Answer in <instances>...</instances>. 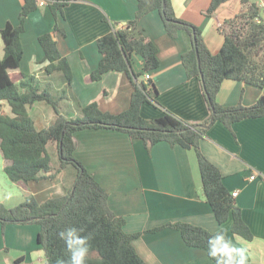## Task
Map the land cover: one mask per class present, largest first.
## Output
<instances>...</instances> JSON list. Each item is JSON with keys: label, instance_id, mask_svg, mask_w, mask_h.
Listing matches in <instances>:
<instances>
[{"label": "crops", "instance_id": "1", "mask_svg": "<svg viewBox=\"0 0 264 264\" xmlns=\"http://www.w3.org/2000/svg\"><path fill=\"white\" fill-rule=\"evenodd\" d=\"M39 1L37 8L24 21V30L20 35L22 59L19 67L10 71L14 81L18 83L26 74L34 78L33 84L39 89L51 91L54 85L56 90L66 86L62 71H45L48 60L38 38L50 33L60 54L69 63L71 81L67 85L74 90L71 91L75 103L72 112H60L74 117L79 108L91 102L111 113L125 110L129 106L133 87L124 72L109 70L97 81H91L89 75L101 57L96 40L112 29L124 27L127 21L133 19L138 0H69L57 17L52 14L47 0L42 5ZM210 1L170 0V3L176 17L201 29L205 46L215 52L223 42L219 25L232 19L245 7L235 0H227L207 17L204 14L197 17L198 12L205 13ZM192 3L193 12L190 15L193 17L183 18L181 11ZM257 3L262 6L261 1ZM22 4L23 0H0V29L6 23L19 24ZM134 32L156 44L160 61L157 69L148 72L149 79H146L147 73L139 78L145 83L151 82V94L158 103L157 106L143 104L141 115L156 118L166 109L190 123L207 119L210 110L202 84L197 78L186 76L180 60L181 54L191 47L189 35L179 31L175 38H171L164 30L159 14L154 11L139 20ZM3 54L4 44L0 35V57ZM131 67L135 73L143 71V60L138 54H132ZM64 92V89L58 95L51 92L60 109V102L67 96ZM262 94L264 87L226 80L216 100L225 106L239 102L250 105ZM1 104L10 113L8 104L5 101ZM48 105L42 101L33 104L29 108L30 115L35 106L41 107L42 111L52 108L55 114L53 107ZM73 139L76 159L106 190L109 207L125 219L124 231L142 232L133 240V245L146 264H215L204 250L187 246L175 229L147 231L168 222L199 225L210 232L221 227L202 194L193 149L166 141L147 148L141 139L105 128L78 130ZM200 149L220 169L225 186L232 193L237 192L235 203L254 235L251 240H246L232 233V219L229 218L223 225L229 240L235 247L246 250L248 262L264 263V117L243 119L235 122L231 129L217 121L201 139ZM4 165L3 159L2 169ZM251 175L255 178L251 179ZM75 178L76 170L72 167L63 169L53 178L27 183L2 179L0 202L13 207L28 196L42 202L64 195ZM2 185L7 188H2ZM39 230L40 226L36 223H8L4 226L0 223V264H45L44 250L37 239Z\"/></svg>", "mask_w": 264, "mask_h": 264}, {"label": "trees", "instance_id": "2", "mask_svg": "<svg viewBox=\"0 0 264 264\" xmlns=\"http://www.w3.org/2000/svg\"><path fill=\"white\" fill-rule=\"evenodd\" d=\"M37 1L23 0L19 24L14 26L6 23L0 29L4 44V54L0 57V151L5 160L3 170L9 181L27 183L53 178L68 165H72L76 170V178L64 195L42 202L33 196H28L13 207L0 202V223L3 226L8 223L38 224L40 230L37 239L44 250L45 264H57L58 258L68 259L69 253L59 233L71 227L82 229L79 234L88 238L86 264H146L133 245V240L142 232L124 231L125 219L109 207L108 193L74 155L76 143L73 136L76 131L105 128L141 139L147 148L166 141L195 152L202 194L221 227L210 232L199 225L168 222L147 231L175 229L187 246L200 248L208 255L211 248L209 240L212 237L223 232L226 233V239H229L223 225L231 218L230 231L251 240L254 235L244 221L232 192L225 186L224 176L202 152L200 141L217 121L231 129L235 122L243 119L264 117V94L250 105L239 102L225 106L216 100L226 80L264 87V14L261 6L257 2L241 0L245 9L219 25L223 42L219 50L211 52L204 44L201 29L176 17L170 0H164V7L163 0H138L133 19L127 21L124 27L112 29L96 40L101 57L89 75L91 81H97L109 70L124 72L133 87L129 106L121 112L111 113L91 102L79 108L78 114L73 117L60 112L58 100L52 98L49 89L35 86L32 76L24 74L16 83L10 73L20 65L23 55L20 35L24 30L25 18L37 8ZM47 1L56 17L62 14L63 7L69 2ZM226 1L211 0L208 14ZM152 11L159 14L164 30L171 38H175L179 31L186 32L190 37L191 47L181 54L180 60L186 76L195 77L202 84L203 95L210 110V116L203 122L190 123L166 109L156 118H144L140 113L143 104H158L151 94V82L139 80L142 74L160 66L158 49L153 41L134 32L139 20ZM38 41L48 60L45 71H62L69 83V63L60 54L52 35H40ZM133 53L143 60L142 72L135 73L132 70ZM1 101L8 104L10 113L2 108ZM40 101L52 106L56 114L47 126L36 123L29 112V108ZM50 143L55 144L57 152L58 162L55 165L48 149ZM210 258L216 264V260Z\"/></svg>", "mask_w": 264, "mask_h": 264}, {"label": "clouds", "instance_id": "3", "mask_svg": "<svg viewBox=\"0 0 264 264\" xmlns=\"http://www.w3.org/2000/svg\"><path fill=\"white\" fill-rule=\"evenodd\" d=\"M82 229L71 227L61 231L59 236L65 242L68 259H57V264H86L89 251L88 238L79 233ZM211 246L208 255L216 260V264H248L246 250L237 248L231 240L226 239V233L212 237L209 240Z\"/></svg>", "mask_w": 264, "mask_h": 264}, {"label": "rangeland", "instance_id": "4", "mask_svg": "<svg viewBox=\"0 0 264 264\" xmlns=\"http://www.w3.org/2000/svg\"><path fill=\"white\" fill-rule=\"evenodd\" d=\"M235 1H237L239 4L241 3V0H235ZM259 1H261V8H262V11H263V14H264V1L263 0H249V2H259ZM228 4H229V2H228ZM244 7H245V5H244ZM206 10H205V13H202V11L201 12H198L197 14H196V16L197 17H201V15L203 16V14L207 17L208 15H210V14H208V12H207V8H205ZM193 12V3L190 5V6H185L184 7V9L181 11V14H182V17L183 18H185V19H188V18H190V17H193L192 15H190L191 13ZM178 14V16L180 15L179 13H177ZM175 16H176V13H175ZM205 19V18H204ZM224 23V22H223ZM197 26V25H196ZM202 26H203V22H202ZM204 28V27H203ZM205 29H207V28H205ZM202 38L204 39L205 37L204 36H202ZM63 79H64V82H65V87H63V88H60V89H58V90H56V89H54L55 88V85H54V87H53V89L51 90V92L54 94V95H58V94H60V93H62L63 92V89L65 90V93L67 94V100H66V97L60 102V107H61V111L63 112V113H70V112H72V110H73V105L75 104L74 103V100H73V97H72V94H71V91H74L73 90V88L71 87V89H70V87L67 85V82H66V78L63 76ZM51 83H52V85L54 84V82L53 81H51ZM57 88V87H56ZM70 101H73V103L71 104L70 103ZM39 104H42V105H44V103H39ZM7 105V104H6ZM49 106V105H48ZM42 108L41 107H38V106H35V107H33V109L31 110V115L40 123V124H42V125H40V126H44V125H47L51 120H53V118L55 117V114L53 113V110H52V108H49V107H47V108H45L44 110L45 111H42L41 110ZM48 149H49V151H50V153H51V159H52V163L55 165V164H57V162H58V158H57V152H56V149H55V144L54 143H50V144H48ZM2 160H3V158H2V156H1V153H0V183L2 182V179H4V181H8L9 182V180L7 179V177H6V175H5V173H4V171H3V169L1 168V166H2ZM72 165H68L67 167H66V169H72ZM255 178V177H254ZM2 188H7V186L6 185H2Z\"/></svg>", "mask_w": 264, "mask_h": 264}, {"label": "built area", "instance_id": "5", "mask_svg": "<svg viewBox=\"0 0 264 264\" xmlns=\"http://www.w3.org/2000/svg\"><path fill=\"white\" fill-rule=\"evenodd\" d=\"M39 3H40L41 5L44 4V0H40ZM149 77H150V75L147 73V74H146V79H149ZM254 177H255V175H251V176H250L251 179H254ZM236 194H237V192H233V193H232V196L235 197Z\"/></svg>", "mask_w": 264, "mask_h": 264}, {"label": "water", "instance_id": "6", "mask_svg": "<svg viewBox=\"0 0 264 264\" xmlns=\"http://www.w3.org/2000/svg\"><path fill=\"white\" fill-rule=\"evenodd\" d=\"M165 6V2H164V0H163V7Z\"/></svg>", "mask_w": 264, "mask_h": 264}]
</instances>
